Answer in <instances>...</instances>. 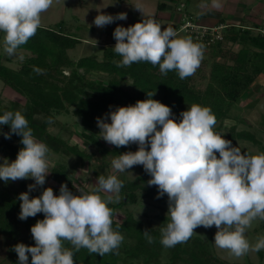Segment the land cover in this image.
Instances as JSON below:
<instances>
[{
    "label": "clouds",
    "instance_id": "1",
    "mask_svg": "<svg viewBox=\"0 0 264 264\" xmlns=\"http://www.w3.org/2000/svg\"><path fill=\"white\" fill-rule=\"evenodd\" d=\"M52 4L53 0H0V47L5 55L14 56L36 34L42 14ZM134 7L142 14L140 5ZM97 11L92 23L98 28L127 19L124 12L114 16ZM113 37V50L121 57L113 61L117 67L150 63L162 75L175 71L185 79L195 74L203 58L202 45L150 20L128 27L117 25ZM33 71L43 74L39 68ZM154 95L147 92L146 99L117 106L96 118L99 138L106 143L116 148L138 147L114 156L111 173L99 175L92 191L77 189L74 193L62 183L57 195L52 187H43L51 173L48 146L35 138L20 111L0 115V125L10 127L4 137L16 134L23 145L14 160L3 158L0 180L7 184L31 178L34 183L18 196V217L27 220L43 213V219L30 228L35 243L13 246L17 264H29V255L31 264H75L74 254L81 249L102 257L118 254L124 237L117 230L119 225L113 228L108 205L114 196L119 200L124 186L118 174L135 166H142L149 175L147 185L157 188L156 198L167 195V223L160 228V243L165 248L186 243L197 227L215 226L214 245L236 258L264 250V235L257 236L255 243L246 236L253 221H264V152H242L216 132L217 119L210 108L192 103L177 120L171 108L153 99ZM38 187L43 188L41 194L30 196ZM143 235L148 243L155 241L149 229Z\"/></svg>",
    "mask_w": 264,
    "mask_h": 264
},
{
    "label": "trees",
    "instance_id": "2",
    "mask_svg": "<svg viewBox=\"0 0 264 264\" xmlns=\"http://www.w3.org/2000/svg\"><path fill=\"white\" fill-rule=\"evenodd\" d=\"M158 6L160 10L165 8L163 2ZM244 21L225 24L223 40L212 44L190 36L194 43L203 46L207 57L202 58L195 74L185 79H180L175 71L162 75L159 67H153L150 63L117 67L113 61L121 57L112 47L113 31L108 34L111 41L106 42L102 50L98 49V52H103L101 59L98 58V52L92 49L75 60L69 51L75 49L82 38L65 27L63 22L40 26L36 34L17 49L22 51L18 66L6 63L3 59L10 61L11 57L0 52V80L7 91L16 95V98L7 102L0 98V115L5 111H20L25 115L35 138L48 146L49 153H55L63 160L50 170L49 178L59 188L62 183L67 184L74 193L78 185L83 184L70 175L69 159H74V167L86 168L83 172L97 178L111 173L110 161L118 153L135 151L131 144L116 148L99 138L96 118L104 117L117 106L146 99L150 91L155 92L153 99L171 108L177 120L181 118L179 114L182 110L197 103L211 109L217 119L214 130L224 134L225 139L262 144L253 131L238 130V121H246L239 115L231 114L233 106L244 95L251 93L252 85L264 75V25ZM2 37L0 33V39ZM234 45L241 47L234 51ZM97 47L101 48L100 44ZM34 68L42 69L43 74L38 75L33 71ZM66 69L68 73L65 74ZM99 72L103 75L95 76ZM200 81H205V85H200ZM228 118H234L236 123L226 129L224 123ZM260 121L264 130V116ZM0 129V154L15 159L23 147L21 138L12 134L10 139H6L3 133L9 132L10 127L0 125ZM72 137L80 141L72 143ZM141 171L142 176L137 179L129 178L126 172L118 174L124 186L119 193V200L114 196L113 202L108 205L113 212V228L119 225L117 230L124 237L118 254L110 253L102 257L99 254L90 255L87 249H81L74 254L75 264H251L222 258L214 252L209 239L205 240L195 233L184 244L172 248L162 246L160 228L167 223V195L156 198L157 188L147 185L150 177L142 166ZM85 179L83 174L82 180ZM32 183L34 181L30 178L9 181L7 184L0 180V235L4 238L1 259L4 264H17L18 256L13 250L15 244L35 243L30 228L38 219H43V213L27 220L18 217V196L28 191V185ZM43 187L50 186L45 184ZM42 190L38 187L29 195L38 196ZM143 203L156 207L159 212H145L141 217L136 216L135 206H142ZM120 209L124 211L123 218L117 217ZM259 225L264 229V221H260ZM145 229H149L155 237L153 243L145 239ZM64 246L71 248L67 242H64ZM259 253L263 258L264 251Z\"/></svg>",
    "mask_w": 264,
    "mask_h": 264
},
{
    "label": "rangeland",
    "instance_id": "3",
    "mask_svg": "<svg viewBox=\"0 0 264 264\" xmlns=\"http://www.w3.org/2000/svg\"><path fill=\"white\" fill-rule=\"evenodd\" d=\"M181 1H185V3L188 4V7L182 8L180 3ZM197 1L198 0H53L52 6L41 16V26H49L57 24L59 22H63V25L65 27H67L69 30L76 33L77 36L82 38V42L79 43L75 49L69 51L70 55L76 60L79 59L83 55V53L89 52L92 49L96 53L98 52V49L102 50L106 42L111 41L108 34L114 31L117 25L128 27L129 25L141 21L142 19L154 21L155 23L165 28L171 27L181 38H190V35L187 32H177V30L180 28L181 23L183 21H187L190 19V16L187 14V12H189V14L192 13V15H196V13H198ZM162 2H166L167 6L171 4L174 7V11L167 10V12L162 13V10H160L158 6L159 3ZM240 2L245 3V7L240 10V5H238V7L236 6V13H241L242 15H245V17H241V19H245V23H259L264 25V0H240ZM232 4L233 3H230V1L228 0H215L213 6L217 7L219 11H223V17L226 19L229 15V13L227 12L231 11L227 8H230ZM136 5L141 6L142 14L138 9L134 7ZM235 8L232 7L230 9H234L235 12ZM99 9L104 13L112 14L114 16L117 13L124 12L127 14V19L115 20L113 23L106 25L104 28H98L92 23V21L98 14L97 10ZM194 17L195 16H192L191 19H193ZM235 18H240V16L236 14ZM2 39L3 37L0 39V41H2ZM113 42L114 44L116 43L115 39L113 40ZM93 44H96L97 46L98 44H100L101 48H98L97 46H92ZM240 47V45H234L232 46V50L237 51ZM101 50L97 54L98 58L100 59L102 58L103 54ZM0 52H3L2 47H0ZM21 54L22 51L17 50V53L14 56H11L12 60H3L6 63H9L10 65L18 66ZM203 57H207L206 52H203ZM220 60H222V58ZM208 69L209 67L206 69V72H208ZM64 73H68V70L66 69ZM102 75L103 73L100 72L95 74V76ZM199 84L203 86L205 85V81H200ZM0 98L3 99V102H7L16 98L15 94L7 91L3 87V83L1 80ZM231 114L239 115V117L244 118V120L246 121H238V130L245 129L253 131L254 133H256L257 138H259L262 143L255 144L252 142L239 140L232 142V144L236 147H239L242 152H249L250 154L264 152V130L263 124L260 121L264 116V75L261 76L260 79L252 85L251 93L244 95L240 99V101L233 106V108L231 109ZM62 119H65V117ZM234 123H236L234 118H228L225 120L224 127L227 129L230 125H233ZM69 124H71L70 121ZM1 134L2 132H0V135ZM78 141L80 140L77 137H72L71 139L72 143ZM131 145H133V148L136 151L138 145ZM3 158L5 157L0 154V163L3 162ZM8 160L11 161L14 159L8 158ZM68 161L69 169L71 170L70 175L82 181L83 186L78 185L76 183L79 187L78 189H83L85 191L92 190V187L96 185V178L90 176V174L88 173L83 172L84 170H87L86 168L83 169L79 167H74L72 165L74 162L73 158L69 159ZM48 162L49 170H52L56 164H58L59 162H63V160L57 154L50 152L48 153ZM126 173L129 178L137 179L138 176H142L141 166H135L131 169V171H128ZM83 174L85 175V180H82ZM49 177V175L46 177L45 184L52 187L54 194L58 195L59 186L55 181H53ZM135 208V213L138 217H141L142 213L145 212L149 214H157L159 212L156 207L152 208V205H148L146 203H143L142 206H140V204L136 205ZM123 213L124 211L120 209L117 213V217L123 218ZM259 224L260 220L253 221L251 228H249L246 233L247 239L252 243H255L257 236L264 235V229H261ZM194 231L195 234L201 236L205 240L209 239L214 252L228 261L239 263L251 262V264H264V256L262 258L259 252H249L243 257L236 258L231 255L227 250L217 248L214 245V235L216 232L215 226L209 229L204 227H197ZM204 232H206V234ZM0 237V264H4L1 259L4 254V238L1 235Z\"/></svg>",
    "mask_w": 264,
    "mask_h": 264
},
{
    "label": "crops",
    "instance_id": "4",
    "mask_svg": "<svg viewBox=\"0 0 264 264\" xmlns=\"http://www.w3.org/2000/svg\"><path fill=\"white\" fill-rule=\"evenodd\" d=\"M228 1H230V3H233L230 6V8H232V7L235 8L236 6L238 7V5H240L239 7L241 10L245 7V3L240 2V0H228ZM201 2H202V5H201ZM163 3L165 4L166 2H163ZM180 3H181L182 8L188 7V4H186L185 1H181ZM213 3H215V0H198L197 1V4H198L197 12L198 13H196V15H192V13L189 14V12H187V14L189 16H195L199 20V22H201L202 24H205V25H210V26H216L219 24L243 23V19H241V17L242 16L245 17V15H242L241 13H236V8H235V12H234V9L227 8L228 10H231V11L227 12V13H229V15L225 19L223 17V11H219L217 9V7L213 6ZM211 4H212V6H211ZM167 10L174 11V7L171 4H169L167 6V3H166L165 8L161 12L162 13L167 12ZM236 14H238V16H240V18H235Z\"/></svg>",
    "mask_w": 264,
    "mask_h": 264
},
{
    "label": "built area",
    "instance_id": "5",
    "mask_svg": "<svg viewBox=\"0 0 264 264\" xmlns=\"http://www.w3.org/2000/svg\"><path fill=\"white\" fill-rule=\"evenodd\" d=\"M191 18L192 16L189 20L183 21L178 31H185L190 36H193L195 40L207 44H212L217 40H223V29L226 27L225 24L210 26L199 23V20L196 17L193 19Z\"/></svg>",
    "mask_w": 264,
    "mask_h": 264
}]
</instances>
